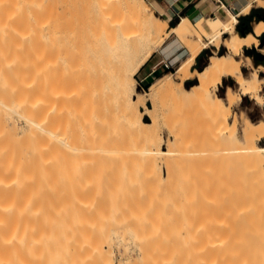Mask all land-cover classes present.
Returning <instances> with one entry per match:
<instances>
[{"label":"bare ground","instance_id":"6f19581e","mask_svg":"<svg viewBox=\"0 0 264 264\" xmlns=\"http://www.w3.org/2000/svg\"><path fill=\"white\" fill-rule=\"evenodd\" d=\"M47 1L52 2L0 0V264H115L100 245L75 235L78 223L101 216L102 186L107 180L113 184L111 178L105 183L96 179L102 172L109 173L102 176L105 180L110 173L133 171L127 162L137 154L148 161L145 169L156 174L152 151L126 133L139 106L146 108L148 102L181 96L224 118L244 98L264 107V48L259 46L264 20L255 21L247 34L236 29L253 8L264 9V0H252L238 15L218 6L216 13L223 16L208 24L207 39L196 37L197 29L184 20L180 43L187 57L175 73L137 92V99L127 81H134L145 57L166 38L168 22L155 15L147 0H88L89 8L75 20ZM211 47L216 50L204 69L192 71ZM253 48L254 56L244 54ZM194 79V87H185ZM224 80L234 84L225 99L218 95ZM155 119L153 112L139 116L134 127L155 130ZM239 119L235 116L234 124L238 131L241 125L243 137L264 140V121ZM246 145L249 151V140ZM256 148L264 153V147ZM249 203L234 202L237 212H223L225 219L213 218L211 206L203 220L192 212L186 237L201 242L189 247L187 264H227L223 250L254 233L246 225L264 224L263 207ZM162 223L161 217L149 216L142 226L154 230ZM230 225L231 240L225 239ZM221 232L216 244L213 234ZM158 249L141 244L138 255L125 250L118 264H172V255Z\"/></svg>","mask_w":264,"mask_h":264},{"label":"rangeland","instance_id":"374dc122","mask_svg":"<svg viewBox=\"0 0 264 264\" xmlns=\"http://www.w3.org/2000/svg\"><path fill=\"white\" fill-rule=\"evenodd\" d=\"M251 1L243 0L238 11L232 12L229 8L227 9L238 15L248 7ZM210 2L214 3L211 12L197 24L196 28V37L199 36L202 39H207L208 24L223 16V13H216L218 6L221 5L216 1L210 0ZM46 4L50 5L52 9H59L63 17L67 15L66 19H69L70 16L73 20L89 8L88 0H52L51 3L47 1ZM226 6L229 7V5ZM152 8L155 15L160 16L153 6ZM223 10L226 12L225 9ZM252 11L248 16L252 14ZM188 20L186 21L194 22L191 18ZM255 21L257 19H253L249 23L251 30ZM176 22L179 23L180 19L177 18ZM238 26L239 23L236 27L237 30ZM166 31V38L158 47L152 49L133 75L134 81L132 79L127 81L134 99H137V92L145 93L149 90L138 88L136 79L138 78L137 73L154 54L164 51L168 56L164 60L171 64L172 69L164 71L161 74L162 77L175 73L180 63L188 55L187 50L181 45L184 36L180 30V24L171 29L169 24ZM259 46L264 48V35L260 38ZM215 50V47L205 50L192 67V71L203 70ZM256 52V49L253 48L246 50L244 54L250 56ZM219 53L224 54L225 49L222 48ZM138 60L134 62V65L139 62ZM196 84L195 79L190 80L185 82V87L190 89ZM229 86L234 87L233 82L224 80L218 90V95L225 99L226 89ZM152 112L155 113L156 118L155 130L146 127V131H141L134 127L139 125V116L145 117ZM222 116L224 115L219 112L209 113L195 99L187 100L181 96L178 98L163 96L156 102V105L148 102L146 108L139 106V112L133 116L134 125H131L126 133L133 140L142 142L146 152L147 150L152 151L156 174L153 175L145 169L148 168V161L141 159V154L135 155L130 163L127 162L134 167L133 171L129 169L128 171L131 172L126 170L120 175L118 173L115 176L110 173L112 176L103 177L104 179H113V184L107 179H102V176L109 175L108 172L104 175L102 172V176L96 181L100 180L105 183L107 180L106 184L111 185L106 187V184H103V187L101 183L103 188L101 190L102 201H99L101 216L91 220L86 218L84 222L78 223L75 231L76 237L84 238L86 244L92 242L95 245H100L108 256L111 255L115 264L119 263L125 250H130L129 252L132 254L138 255L141 244L147 246L150 251H155V247H157L158 250H164L165 253L171 254L174 258L172 264H187L186 254L190 252L189 247L196 246L194 242L197 244L201 242L200 239L193 241L187 240L186 237L187 221L192 212L197 215L196 220H203L205 215L210 212L206 210V207L211 206L213 215H216L213 218L225 219L223 212L229 216L237 212L236 208L232 206L234 202L247 206L251 205L248 202H253L259 209L263 207L262 210H264V153L256 148L257 145L264 147V140L260 143L261 137L256 135L243 137L239 132L241 125L238 131L234 124L235 116L240 118V121L243 116L250 118L255 123L264 121V107H259L253 101L244 98L239 104L232 107V115L229 118ZM174 135L177 137H173ZM169 136H171L172 148L168 152L166 142ZM248 140L249 151L246 150ZM202 208L203 210H201ZM149 216H155L156 220L161 217L163 221H166V224L156 225L154 230H152V225L150 227L142 226ZM261 228L264 230V224L261 226L258 224L246 225V229L254 233L244 235L242 240L234 246L230 245L224 249L223 263L228 264V261H231L232 264H264V233L258 231ZM232 231L231 226L230 234L226 235L225 239L231 240ZM229 232L227 231V233ZM221 235L223 232L213 234L215 237L212 240L217 244L220 242L218 239L222 240ZM211 251L214 253L217 249ZM210 255L213 257V254Z\"/></svg>","mask_w":264,"mask_h":264},{"label":"crops","instance_id":"0c3cea01","mask_svg":"<svg viewBox=\"0 0 264 264\" xmlns=\"http://www.w3.org/2000/svg\"><path fill=\"white\" fill-rule=\"evenodd\" d=\"M159 13L161 17L164 18L170 24L171 28H176L178 24H182L188 18H191L194 22H191L195 28L197 24L211 12L212 5L210 0H147ZM218 1V0H212ZM222 1V0H221ZM224 3H227L232 12L238 11L243 4V0H224ZM246 1V0H244ZM223 2V1H222ZM177 18L180 19V22H176ZM189 21V20H188ZM175 26L172 27L171 24ZM172 34L170 33V36ZM169 55V54H168ZM168 58L165 55V52L154 54L150 60L142 67V69L137 73L138 78L137 87L145 90L150 87L155 80L162 77V73L167 71L162 65L161 62ZM199 59L197 58L196 62Z\"/></svg>","mask_w":264,"mask_h":264},{"label":"trees","instance_id":"16d2710c","mask_svg":"<svg viewBox=\"0 0 264 264\" xmlns=\"http://www.w3.org/2000/svg\"><path fill=\"white\" fill-rule=\"evenodd\" d=\"M253 19H257V21L264 20V9H254L250 16H248L246 18H241V20L239 22V26H238V31L242 34H247L248 32H250L251 27H250L249 23ZM171 26L174 27L175 25L172 23ZM200 57H201V55L198 57V59H200ZM146 89H149V87Z\"/></svg>","mask_w":264,"mask_h":264},{"label":"built area","instance_id":"2783aa9c","mask_svg":"<svg viewBox=\"0 0 264 264\" xmlns=\"http://www.w3.org/2000/svg\"><path fill=\"white\" fill-rule=\"evenodd\" d=\"M217 3L219 4V5H228V4H226V3H224V2H222L221 0H218L217 1ZM227 7V6H226ZM227 8H229L230 9V7H227ZM231 10V9H230ZM161 65L166 69V70H171L172 68H171V64L170 63H168V62H166L165 60H163L162 62H161Z\"/></svg>","mask_w":264,"mask_h":264}]
</instances>
